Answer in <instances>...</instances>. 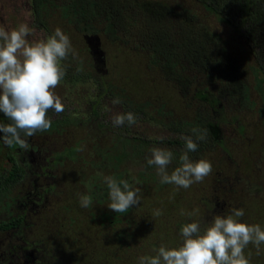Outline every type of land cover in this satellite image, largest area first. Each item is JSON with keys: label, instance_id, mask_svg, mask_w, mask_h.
Segmentation results:
<instances>
[{"label": "rangeland", "instance_id": "rangeland-1", "mask_svg": "<svg viewBox=\"0 0 264 264\" xmlns=\"http://www.w3.org/2000/svg\"><path fill=\"white\" fill-rule=\"evenodd\" d=\"M176 3L216 34L236 59L249 86L247 100L252 102L243 107L235 100L226 99L220 115L211 114L205 108L204 113L224 120L219 127L221 147L217 145L204 151L201 158L189 153L193 160H209L212 173L188 189L160 183L155 167L147 165L145 157L149 152L139 160L140 165L133 160L126 162L124 154L114 162L108 152L120 136L137 141L146 139L150 145L165 140L181 142L182 135H189L191 123L202 105L189 98L190 94L181 97L171 83L160 77L156 68L148 65L142 53H135L127 44L112 43L102 33L85 37L54 7L34 6L32 0H0V26L11 29L26 23L33 29L29 41L42 39L60 28L69 36L77 54L75 59L69 55L62 61L66 75L54 89L65 105L64 112L48 113L52 120L50 129L29 138L31 144L42 151L30 152L31 171L0 195L1 219L9 215L5 204L10 199L21 196L27 189L33 190V186L38 191L47 190L38 212L27 216L28 222L33 221L27 240L32 239V230H39L48 252L54 253L55 260H49V264H119L123 259L124 264H138L140 256L155 255V250L162 245L178 247L182 225L198 221L203 228L214 215H227L233 208L244 210L242 222L260 224L264 228V111L254 88L257 83L251 71L255 67L254 60L242 41L200 5L192 0ZM126 40L132 44L135 37L126 36ZM116 98L121 103L112 105L111 101ZM106 108H112L114 113L132 111L137 114L138 122L131 127H113ZM0 123H8L3 113H0ZM159 147L173 152L171 172L179 166L183 149ZM67 148L69 151L64 157L62 152ZM123 150L126 151V147ZM4 153L0 152V173L8 171ZM106 153L110 157H106ZM97 165H106L109 171H95ZM122 168L133 187L141 189L140 204L127 214H121L123 217L118 216L116 224L99 221V210L106 214L113 212L107 206L109 197L102 200L99 197L97 204L93 201L88 208H82L78 194H89L90 185H97L100 191L103 189L100 184H105L104 177ZM155 209H161L163 214L154 216ZM16 210L13 206V212ZM182 211L185 215H181ZM80 220L87 224L93 222H90L91 232L79 233L74 227L70 238L73 228L70 223ZM95 231L98 234H94ZM117 235L130 246L125 248ZM37 237L35 232L33 239ZM244 255L250 264H264V245L257 254L250 244Z\"/></svg>", "mask_w": 264, "mask_h": 264}, {"label": "trees", "instance_id": "trees-1", "mask_svg": "<svg viewBox=\"0 0 264 264\" xmlns=\"http://www.w3.org/2000/svg\"><path fill=\"white\" fill-rule=\"evenodd\" d=\"M192 1L227 26L245 45L255 63V67L251 69L257 80L254 88L258 92L264 111V0ZM176 2L177 0L154 2L145 0H32L34 6L39 4L56 8L61 17L75 25L85 37L102 33L112 43L127 44L135 53H142L148 65L156 68L161 74L160 77L171 83L181 97L186 98L190 94L189 98L201 104L202 110L196 113L191 129L194 127L207 129V140L198 142L197 151L190 152L201 158L204 151L213 149L217 145L220 146L219 127L224 123L223 119L220 121L219 118L215 119L210 114L204 113L205 108L211 114L220 115L221 106L226 99L235 100L243 107H247L252 102L247 100L249 86L236 59L227 52L216 34L200 24L195 15L181 8ZM130 35L135 37L132 44L126 40V36ZM164 114H169V112ZM90 119L92 120V117ZM188 133L192 135L191 130ZM28 142L29 150L24 151L16 145L7 147L0 141V152H6L4 159L8 165V171L1 170L0 173V195H3L7 188L21 179L24 174L31 171L28 157L30 152H42L41 148ZM155 144H159L158 147L161 145L179 149L185 147L183 141L177 140H165L155 142ZM124 145L126 151L122 152ZM154 145H150L146 139L137 141L132 137L122 138L120 136L117 137L115 145H112L108 153L112 154L111 159L114 162H117L124 154L126 162L130 163L133 160L140 165L139 160L143 159L144 154L148 153ZM68 151L67 148L62 152L64 157H67ZM108 153L106 157H110ZM99 166H96L95 171L98 169L109 171L108 166ZM145 168L148 169L147 166ZM127 176L123 168L122 170L114 169L112 174L117 181L126 179L132 185ZM94 177L95 175H92V178ZM100 186L103 188L101 192L97 185L94 187L90 185L91 189L87 194L95 204L98 203L99 197L102 200L108 196L106 184H100ZM18 200V197L10 199L5 204L7 209L19 203ZM99 212V221L111 224H116L121 214L128 213L113 211L106 214L101 213L100 210ZM19 220L20 217L1 218L0 229H7L10 226H8L9 222ZM68 220L73 222L71 218ZM81 221L84 220L70 223L73 224V228L70 229V238L74 227L79 229V233L91 232V221L88 224ZM13 227L17 228V225ZM94 234L98 232L95 231ZM117 238L122 240L119 235ZM78 245L81 246L82 241ZM123 245L125 248L130 246L124 241ZM174 247L177 246L174 245ZM124 261L125 259L122 262L119 260V264H124Z\"/></svg>", "mask_w": 264, "mask_h": 264}, {"label": "clouds", "instance_id": "clouds-1", "mask_svg": "<svg viewBox=\"0 0 264 264\" xmlns=\"http://www.w3.org/2000/svg\"><path fill=\"white\" fill-rule=\"evenodd\" d=\"M32 33L33 29L26 23L11 29L0 26V113L8 120L0 123V141L24 151L29 150V138L50 129V111L57 115L64 112L65 105L54 89L66 75L62 61L69 55L74 59L77 56L69 36L60 28L42 39L29 41ZM111 103L119 105L121 101L116 98ZM105 110L110 113L113 127H131L138 122L137 114L132 111ZM191 132L192 135L181 136L185 147L179 156V166L171 172L173 152L158 146L149 149L145 159L147 165L155 167L160 183L188 189L212 173L209 160H193L189 156L197 151L198 142L207 140L208 130L194 127ZM104 183L110 200L107 206L115 213H125L140 204L141 189L130 185L128 180L105 176ZM78 196L82 208L93 204L89 196ZM162 214L161 209L153 212L157 217ZM181 215L185 213L182 211ZM243 216L242 208H233L227 215H214L203 228L198 221L186 223L181 226L178 247L162 245L155 255L140 256L138 264H250L244 250L251 244L259 254L260 246L264 245V228L242 222Z\"/></svg>", "mask_w": 264, "mask_h": 264}, {"label": "flooded vegetation", "instance_id": "flooded-vegetation-1", "mask_svg": "<svg viewBox=\"0 0 264 264\" xmlns=\"http://www.w3.org/2000/svg\"><path fill=\"white\" fill-rule=\"evenodd\" d=\"M39 190L34 186L33 190L27 189L18 196L19 203L13 205L17 210L13 212V206L6 210L9 213L7 218L20 217V220L9 222L8 226H10L7 229H0V264H49V260L54 259V253L48 252L46 244L41 240L39 230L36 228L32 230V239L27 240L30 233L29 227L33 222H28L27 216L37 213L42 206L40 202L46 198L44 195L46 190L42 188ZM15 224L17 228L13 227ZM35 232L39 237L33 239Z\"/></svg>", "mask_w": 264, "mask_h": 264}]
</instances>
